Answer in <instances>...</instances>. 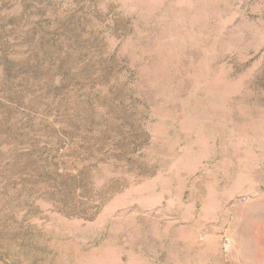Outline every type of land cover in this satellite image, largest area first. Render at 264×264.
I'll list each match as a JSON object with an SVG mask.
<instances>
[{"label": "rangeland", "instance_id": "obj_1", "mask_svg": "<svg viewBox=\"0 0 264 264\" xmlns=\"http://www.w3.org/2000/svg\"><path fill=\"white\" fill-rule=\"evenodd\" d=\"M0 264H264V0H0Z\"/></svg>", "mask_w": 264, "mask_h": 264}]
</instances>
